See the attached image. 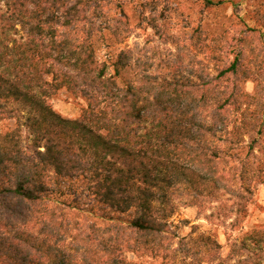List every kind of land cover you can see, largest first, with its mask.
<instances>
[{
	"label": "trees",
	"instance_id": "obj_1",
	"mask_svg": "<svg viewBox=\"0 0 264 264\" xmlns=\"http://www.w3.org/2000/svg\"><path fill=\"white\" fill-rule=\"evenodd\" d=\"M203 1L208 8L225 2ZM5 4L0 14V202L10 214L22 215L16 201L22 208L35 206L47 219L54 204L104 223L89 225L78 255L54 247L41 254L35 243L17 235L19 248H36L38 264H149L131 261L128 254L157 264H264V230L234 245L239 257L227 262L218 241L181 238L169 227L177 201L203 209L221 192L238 199L252 195L242 179L236 187L220 173L227 157L214 147L215 139L229 142L218 138L229 128V106L241 110L239 95L226 97L218 87L229 75L246 76L244 54L213 79L192 81L178 74L159 78L147 70L128 78L134 71L132 52L124 51L109 76L97 60L92 33L80 34V23L90 21L91 2ZM144 20L162 36L152 13ZM18 26L25 37H16ZM65 89L86 102L78 119L62 117L50 104ZM8 121L16 126L4 132L1 124ZM239 202L238 213H244ZM46 227L51 239L63 235Z\"/></svg>",
	"mask_w": 264,
	"mask_h": 264
},
{
	"label": "rangeland",
	"instance_id": "obj_2",
	"mask_svg": "<svg viewBox=\"0 0 264 264\" xmlns=\"http://www.w3.org/2000/svg\"><path fill=\"white\" fill-rule=\"evenodd\" d=\"M88 1L92 4L87 12L90 21L80 23V34L86 37L92 33L97 60L107 66L109 76L115 74L113 64L124 51L132 52L134 71L128 78L147 70L159 78L170 79L178 74L192 81L213 79L237 54H244L246 76L237 80L229 75L218 87L226 97L239 95L241 110L229 106V128L224 135L219 134L223 137H218L228 138L229 142L215 139L214 147L227 157L219 166L220 173L236 187H240L242 179V185L250 188L252 195L238 199L221 192L219 199L203 209L177 201L169 219L171 232L181 238L210 237L220 243V256L234 262L239 257L234 245L249 233L264 230V0H225L210 8L203 0ZM5 3L0 0V14L6 12ZM150 13L158 19L162 36L144 20V15L148 17ZM17 29L16 37H25L26 32L19 26ZM50 104L58 114L71 120L78 119L86 106L83 98L66 89L54 94ZM15 126L14 121H8L1 124V129L5 132ZM27 137L24 132V145H28ZM252 146L254 151L250 153ZM238 202L246 207L244 213H238ZM13 205L22 209V215L10 214L0 202V264H38L36 248H19L22 237L35 243L41 254L54 247L71 253L70 256L78 255L77 249L85 245L81 239L86 238L89 225L104 226L97 217L54 204L47 219L41 218L35 206L22 208L16 201ZM43 223L60 229L61 238L51 239L44 232L47 224ZM127 257L157 264L133 254Z\"/></svg>",
	"mask_w": 264,
	"mask_h": 264
}]
</instances>
